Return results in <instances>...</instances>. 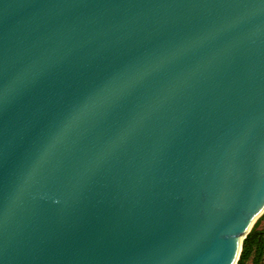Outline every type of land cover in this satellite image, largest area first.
<instances>
[{"label":"water","instance_id":"water-1","mask_svg":"<svg viewBox=\"0 0 264 264\" xmlns=\"http://www.w3.org/2000/svg\"><path fill=\"white\" fill-rule=\"evenodd\" d=\"M263 211L264 0H0V264H236Z\"/></svg>","mask_w":264,"mask_h":264},{"label":"snow or ice","instance_id":"snow-or-ice-1","mask_svg":"<svg viewBox=\"0 0 264 264\" xmlns=\"http://www.w3.org/2000/svg\"><path fill=\"white\" fill-rule=\"evenodd\" d=\"M136 71V67L134 65L129 66L123 72L117 73L110 77L108 80L104 81L100 86L96 89L92 90L88 96L83 98L80 102L73 104L71 109L66 113L65 120H71L78 114L82 108V106L87 105L92 102L95 103L97 101L104 102H113L115 85L118 83L124 82L126 79L130 78L132 74Z\"/></svg>","mask_w":264,"mask_h":264},{"label":"trees","instance_id":"trees-1","mask_svg":"<svg viewBox=\"0 0 264 264\" xmlns=\"http://www.w3.org/2000/svg\"><path fill=\"white\" fill-rule=\"evenodd\" d=\"M264 218V211L255 220L252 227L242 240L241 250L236 264H262L264 260V227L259 223Z\"/></svg>","mask_w":264,"mask_h":264},{"label":"rangeland","instance_id":"rangeland-1","mask_svg":"<svg viewBox=\"0 0 264 264\" xmlns=\"http://www.w3.org/2000/svg\"><path fill=\"white\" fill-rule=\"evenodd\" d=\"M259 226L260 227H264V218L260 221ZM246 264H250V261H247ZM262 264H264V260H263V263Z\"/></svg>","mask_w":264,"mask_h":264}]
</instances>
